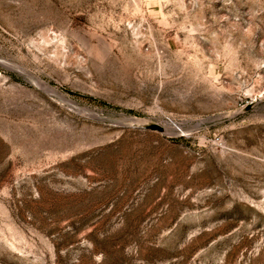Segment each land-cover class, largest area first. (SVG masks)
Returning <instances> with one entry per match:
<instances>
[{
    "label": "rangeland",
    "instance_id": "1",
    "mask_svg": "<svg viewBox=\"0 0 264 264\" xmlns=\"http://www.w3.org/2000/svg\"><path fill=\"white\" fill-rule=\"evenodd\" d=\"M0 264H264V0H0Z\"/></svg>",
    "mask_w": 264,
    "mask_h": 264
},
{
    "label": "bare ground",
    "instance_id": "2",
    "mask_svg": "<svg viewBox=\"0 0 264 264\" xmlns=\"http://www.w3.org/2000/svg\"><path fill=\"white\" fill-rule=\"evenodd\" d=\"M35 83L36 84H39V85H41V86H43V87H48V85L46 84V83H44L43 81H41L40 79H35ZM53 90V89H52Z\"/></svg>",
    "mask_w": 264,
    "mask_h": 264
}]
</instances>
